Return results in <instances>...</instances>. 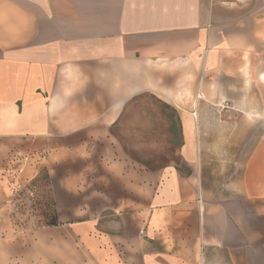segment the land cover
<instances>
[{"label":"crops","instance_id":"crops-1","mask_svg":"<svg viewBox=\"0 0 264 264\" xmlns=\"http://www.w3.org/2000/svg\"><path fill=\"white\" fill-rule=\"evenodd\" d=\"M146 94L178 168L119 150ZM42 170L56 225H21ZM0 264H264V0H0Z\"/></svg>","mask_w":264,"mask_h":264},{"label":"rangeland","instance_id":"rangeland-1","mask_svg":"<svg viewBox=\"0 0 264 264\" xmlns=\"http://www.w3.org/2000/svg\"><path fill=\"white\" fill-rule=\"evenodd\" d=\"M113 135L119 150L135 167L156 171L181 166V130L174 106L155 95L132 100ZM50 192L44 170L34 180L19 184L14 204L19 208L21 225L27 224L26 220L36 227L51 223L56 212Z\"/></svg>","mask_w":264,"mask_h":264},{"label":"trees","instance_id":"trees-1","mask_svg":"<svg viewBox=\"0 0 264 264\" xmlns=\"http://www.w3.org/2000/svg\"><path fill=\"white\" fill-rule=\"evenodd\" d=\"M55 216L53 217L51 223L49 225H56V214H54Z\"/></svg>","mask_w":264,"mask_h":264}]
</instances>
